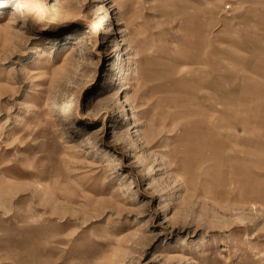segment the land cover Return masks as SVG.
Instances as JSON below:
<instances>
[{"label":"rangeland","instance_id":"374dc122","mask_svg":"<svg viewBox=\"0 0 264 264\" xmlns=\"http://www.w3.org/2000/svg\"><path fill=\"white\" fill-rule=\"evenodd\" d=\"M263 183L264 0H0V264H264Z\"/></svg>","mask_w":264,"mask_h":264},{"label":"bare ground","instance_id":"6f19581e","mask_svg":"<svg viewBox=\"0 0 264 264\" xmlns=\"http://www.w3.org/2000/svg\"><path fill=\"white\" fill-rule=\"evenodd\" d=\"M251 57V56H250ZM239 60V59H238ZM248 62V61H247ZM244 64H245V62H244ZM253 66V65H252ZM250 68V67H249ZM221 83V82H220ZM216 84H218V83H216ZM215 85V84H214ZM213 85V86H214ZM223 85H224V83H223ZM221 86V85H220ZM232 86V85H231ZM214 88V87H213ZM234 88V87H233ZM232 88V89H233ZM215 90H216V88H214ZM221 89H222V87H221ZM221 89H219V90H221ZM235 89V88H234ZM230 91V90H229ZM218 92V91H217ZM234 93V92H233ZM237 93H238V91H237ZM239 94V93H238ZM213 95V94H212ZM224 96V95H223ZM220 99V98H219ZM241 99V98H240ZM222 100V99H221ZM247 100V99H246ZM212 101H214V98H213V100ZM230 101V100H229ZM233 101V100H232ZM249 104H250V102H249ZM248 104V105H249ZM241 106V105H240ZM248 108V107H247ZM242 109H244V108H242ZM245 110H246V108H245ZM245 110L243 111V114H244V112H245ZM233 116V115H232ZM235 117V116H234ZM237 117H238V115H237ZM240 117V116H239ZM244 117V116H243ZM246 119V118H245ZM202 120V119H201ZM200 120V121H201ZM241 121V120H240ZM204 122V121H203ZM244 124V123H243ZM242 124V125H243ZM205 125V124H204ZM207 129H208V127H207ZM210 130V129H209ZM208 133V132H207ZM210 134V133H209ZM262 138V137H261ZM207 139V138H206ZM250 142V141H249ZM212 145V144H211ZM211 155H209V156H207V157H204V158H202L201 159V163H200V165H202V164H205L206 162H211V164L209 165V167L210 168H208V169H210L211 170V172H213V173H215V169L216 168H218L219 167V154H218V152H217V150H215V149H212L211 148ZM238 156V155H237ZM194 157H196V156H193V158ZM235 158V157H234ZM236 160V159H235ZM240 161V160H239ZM240 163V162H239ZM200 165L198 166H196V167H199L200 168ZM242 166V165H241ZM249 167V166H248ZM233 171L235 170V168H236V171H234L235 172V174H236V176L237 177H239V174L240 175H242L243 176V172H241V170H242V168H241V170H240V172H239V170H238V167L237 166H233ZM248 169V168H247ZM203 172H204V170H203ZM218 173V170H217V172H216V174ZM234 174V173H233ZM244 175H245V173H244ZM248 175V173L245 175V176H247ZM233 176V175H232ZM213 177L211 176V180H210V184L214 181V182H216L217 183V181H218V177H217V179H212ZM242 178V177H241ZM234 180V179H233ZM262 180V179H261ZM244 182V181H243ZM263 182V181H262ZM256 184V183H255ZM264 184V183H263ZM212 185H213V183H212ZM262 185V184H261ZM262 186H264V185H262ZM235 190V189H234ZM248 191L247 192H249V193H253V194H255V189H252V188H249L248 187V189H247ZM236 192H239V191H236ZM243 196H245V194L243 193ZM246 197V196H245Z\"/></svg>","mask_w":264,"mask_h":264}]
</instances>
